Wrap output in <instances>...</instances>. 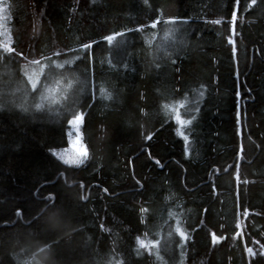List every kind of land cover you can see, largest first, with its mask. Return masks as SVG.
<instances>
[{"label": "trees", "instance_id": "1", "mask_svg": "<svg viewBox=\"0 0 264 264\" xmlns=\"http://www.w3.org/2000/svg\"><path fill=\"white\" fill-rule=\"evenodd\" d=\"M0 3L5 264H264V0ZM46 197L71 223L50 247L17 216Z\"/></svg>", "mask_w": 264, "mask_h": 264}, {"label": "snow or ice", "instance_id": "2", "mask_svg": "<svg viewBox=\"0 0 264 264\" xmlns=\"http://www.w3.org/2000/svg\"><path fill=\"white\" fill-rule=\"evenodd\" d=\"M254 3L255 0H252ZM236 13L233 12V18H235ZM157 25L155 22L151 25L152 28H155ZM140 28H137L136 31H140ZM119 35V34H117ZM105 40H108L111 42L113 39L112 36H106L104 37ZM85 49L90 47L89 45H83ZM7 52L11 53L13 52V49L11 47L7 48ZM17 56H20L21 53L17 52ZM35 63V61H33ZM62 67V66H61ZM31 83V81H30ZM33 88H36V84H32ZM103 91V89H101ZM37 109L41 107L39 103L35 105ZM82 117L79 113H77L74 116V120L79 123L81 121ZM73 121L69 120V124H71ZM181 123H184V121H181ZM87 156V151L83 147H81L78 150V157L72 161H64L65 164H79L81 161L79 157H86ZM139 183V182H138ZM82 198V197H81ZM44 206L39 209V211L33 216L31 211H30V206L24 207L20 209L17 212V216H20L22 213L28 217H30V227L34 230V233L36 235H39L45 239V241H51V244L48 245L50 247L51 245L55 244L54 240H51V236L55 234L56 232H62L65 231L66 229L71 227V223L69 222V219L67 217L66 210L60 206L57 205L56 200L53 197H46L43 200ZM2 231V230H0ZM177 234H180V230L177 229ZM215 240V237H213ZM139 243V241H138ZM155 247V242L152 245ZM46 249H41V251H45ZM246 251L251 252V249H246ZM261 256H264V248L261 249L260 252ZM0 264H5V261L0 259Z\"/></svg>", "mask_w": 264, "mask_h": 264}, {"label": "rangeland", "instance_id": "3", "mask_svg": "<svg viewBox=\"0 0 264 264\" xmlns=\"http://www.w3.org/2000/svg\"><path fill=\"white\" fill-rule=\"evenodd\" d=\"M1 2V0H0ZM115 42L113 44L114 48H121L125 45V40H120V39H115L113 38L111 40V42ZM7 42H8V37H7V33L3 27V22H2V6L0 3V48L6 47L7 46ZM43 68H38V72L35 71H31L29 72V76H30V81L31 84H37V79H38V75L41 74ZM55 84H58V82L55 81ZM65 87V86H62ZM55 91V89H54ZM53 91V92H54ZM73 122L71 124H69V128L67 130V134H68V139H69V146L65 147V148H61V149H56L53 151L54 156L60 160L61 162L64 163V161H72L74 159H76L78 157V150L83 147L85 149V147L83 146V144L81 143L80 140V135H79V123H77L74 118L71 119ZM176 120L178 121V126L180 129V119L179 117H176ZM80 161L82 162L85 157H79ZM80 162V163H81ZM65 164V163H64ZM67 165H77V164H72L69 163ZM181 233H183L181 231ZM258 245V244H257Z\"/></svg>", "mask_w": 264, "mask_h": 264}]
</instances>
